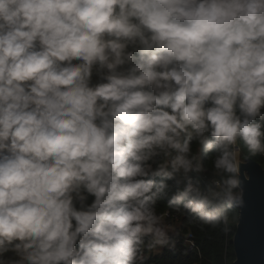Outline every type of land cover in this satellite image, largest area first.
Listing matches in <instances>:
<instances>
[{
  "label": "clouds",
  "instance_id": "obj_1",
  "mask_svg": "<svg viewBox=\"0 0 264 264\" xmlns=\"http://www.w3.org/2000/svg\"><path fill=\"white\" fill-rule=\"evenodd\" d=\"M257 155L264 0H0V264L199 256Z\"/></svg>",
  "mask_w": 264,
  "mask_h": 264
},
{
  "label": "water",
  "instance_id": "obj_2",
  "mask_svg": "<svg viewBox=\"0 0 264 264\" xmlns=\"http://www.w3.org/2000/svg\"><path fill=\"white\" fill-rule=\"evenodd\" d=\"M241 169L245 203L237 208L232 264H264V169L252 158Z\"/></svg>",
  "mask_w": 264,
  "mask_h": 264
},
{
  "label": "trees",
  "instance_id": "obj_3",
  "mask_svg": "<svg viewBox=\"0 0 264 264\" xmlns=\"http://www.w3.org/2000/svg\"><path fill=\"white\" fill-rule=\"evenodd\" d=\"M257 161L264 169V156L257 155L251 157ZM238 216L237 208L230 215L229 231L224 234L220 230L201 231L199 226H189L192 231V238L195 240L197 251H190L187 256H181L179 252L172 254L166 249L159 256H152L148 264H232L234 260V250L232 237L235 232V223ZM187 230V229H186ZM179 247V245H178Z\"/></svg>",
  "mask_w": 264,
  "mask_h": 264
}]
</instances>
